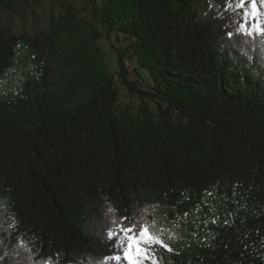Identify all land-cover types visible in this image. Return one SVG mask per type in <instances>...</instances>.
I'll use <instances>...</instances> for the list:
<instances>
[{
  "label": "trees",
  "instance_id": "16d2710c",
  "mask_svg": "<svg viewBox=\"0 0 264 264\" xmlns=\"http://www.w3.org/2000/svg\"><path fill=\"white\" fill-rule=\"evenodd\" d=\"M84 2L116 72L70 6L17 33L0 0V264H117L109 208L155 222L158 264H264V35L235 0Z\"/></svg>",
  "mask_w": 264,
  "mask_h": 264
},
{
  "label": "snow or ice",
  "instance_id": "6c2138e0",
  "mask_svg": "<svg viewBox=\"0 0 264 264\" xmlns=\"http://www.w3.org/2000/svg\"><path fill=\"white\" fill-rule=\"evenodd\" d=\"M229 8L236 11V32L242 35H264V0H235ZM231 35V33L229 34ZM110 217L106 238L113 241L115 254L104 257L105 261H124L125 264H158L156 247L172 251L162 239V230L155 222L143 215L117 218L115 210L108 209Z\"/></svg>",
  "mask_w": 264,
  "mask_h": 264
},
{
  "label": "rangeland",
  "instance_id": "374dc122",
  "mask_svg": "<svg viewBox=\"0 0 264 264\" xmlns=\"http://www.w3.org/2000/svg\"><path fill=\"white\" fill-rule=\"evenodd\" d=\"M9 3L14 4V10L5 12L3 20L13 31L21 33L23 31L33 32L47 25L52 16H57L60 12L64 11L68 6L75 10L74 14L80 16L85 21V28L89 25H95L97 30L103 31V37L98 41L99 46L105 52L107 60L112 72L117 71L116 52L114 46L119 47L126 44V40L117 33L107 34V29L103 26H98L95 18L90 14L89 9L86 7L84 0H7ZM89 24V25H88ZM117 36L119 39H117ZM127 67L129 70L128 78L130 80H140L137 73V66L135 62L128 57ZM141 74L143 71L139 70ZM121 96V104L124 106L127 102H137L136 94L125 85L119 84Z\"/></svg>",
  "mask_w": 264,
  "mask_h": 264
}]
</instances>
